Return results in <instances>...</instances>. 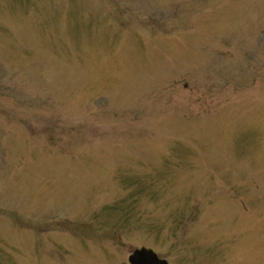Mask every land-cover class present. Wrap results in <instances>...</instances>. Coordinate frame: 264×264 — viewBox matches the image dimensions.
<instances>
[{"label":"rangeland","instance_id":"1","mask_svg":"<svg viewBox=\"0 0 264 264\" xmlns=\"http://www.w3.org/2000/svg\"><path fill=\"white\" fill-rule=\"evenodd\" d=\"M139 244L264 264V0H0V264Z\"/></svg>","mask_w":264,"mask_h":264},{"label":"water","instance_id":"2","mask_svg":"<svg viewBox=\"0 0 264 264\" xmlns=\"http://www.w3.org/2000/svg\"><path fill=\"white\" fill-rule=\"evenodd\" d=\"M129 264H168L166 259L158 257L149 247L140 246L127 256Z\"/></svg>","mask_w":264,"mask_h":264},{"label":"flooded vegetation","instance_id":"3","mask_svg":"<svg viewBox=\"0 0 264 264\" xmlns=\"http://www.w3.org/2000/svg\"><path fill=\"white\" fill-rule=\"evenodd\" d=\"M93 238H91V241H95V242H99L98 241V239H99V236L97 235V234H94L93 236H92ZM80 241H83V240H80ZM140 246H145V247H149L158 257H163L162 255H160L159 253H157L151 246H148V245H145V244H139V245H136V246H133L132 247V249L127 253V255H126V263L127 264H129V261H128V259H127V256H128V254L133 250V249H135V248H138V247H140ZM61 259H60V261H58V263L59 264H61ZM122 262V261H121Z\"/></svg>","mask_w":264,"mask_h":264}]
</instances>
